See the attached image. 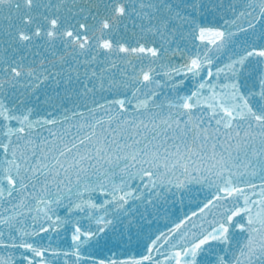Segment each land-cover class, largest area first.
<instances>
[{
	"label": "snow or ice",
	"instance_id": "snow-or-ice-1",
	"mask_svg": "<svg viewBox=\"0 0 264 264\" xmlns=\"http://www.w3.org/2000/svg\"><path fill=\"white\" fill-rule=\"evenodd\" d=\"M0 264H264V0H0Z\"/></svg>",
	"mask_w": 264,
	"mask_h": 264
}]
</instances>
